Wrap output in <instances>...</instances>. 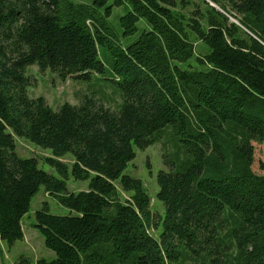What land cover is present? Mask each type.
<instances>
[{"label": "trees", "instance_id": "16d2710c", "mask_svg": "<svg viewBox=\"0 0 264 264\" xmlns=\"http://www.w3.org/2000/svg\"><path fill=\"white\" fill-rule=\"evenodd\" d=\"M214 1L220 9L207 0H0V239L24 238L42 186L70 209L53 214L45 202L35 213L56 258L15 264H264V173L252 168L254 142H264V0ZM32 65L61 79L97 74L123 101L114 111L86 95L54 109L29 95ZM168 126L182 148L157 175L160 217L125 170ZM17 137L50 148L44 160L61 177L20 156ZM68 153L71 165L60 159ZM70 174L88 188L69 192Z\"/></svg>", "mask_w": 264, "mask_h": 264}, {"label": "rangeland", "instance_id": "374dc122", "mask_svg": "<svg viewBox=\"0 0 264 264\" xmlns=\"http://www.w3.org/2000/svg\"><path fill=\"white\" fill-rule=\"evenodd\" d=\"M75 1L80 2L86 0ZM207 2L220 9V6L214 0H207ZM189 7L191 10L194 9V5H190ZM121 11L122 9L118 8L116 13H122ZM230 13L236 15L232 10H230ZM231 19L240 24L236 18L232 17ZM200 45H198V47ZM28 75L31 76L34 82V84L28 88L29 95L31 97H46L48 103L54 109L59 108V106L65 102L80 104L86 95L94 97L97 103H101L114 111L119 109L123 101L122 90L112 81H98L97 74L92 75L91 83L75 80L71 77L61 79V77L51 69L40 71L37 65H32L28 69ZM254 146L255 154L252 168L255 172L263 174L264 142H254ZM181 148L178 136L174 134L172 127L168 126L156 142L144 149H136V157L129 162L125 170L126 174L142 180L147 193L151 197V208L153 212L160 217L165 213V205L163 201L157 197L160 190L157 175L160 170L170 167L167 160L178 163ZM16 151L20 156L25 158H38L40 161L39 167L41 169L57 177H61L58 171L44 160L46 157L52 156L50 148H44L24 138L17 137ZM60 159L71 165L74 158L72 153H68ZM66 181L69 192L86 190L89 186V180H78L71 174ZM122 194L126 198L129 196V193L123 192ZM45 202L49 204V211L53 214L67 215L70 213L68 207L60 204L57 199L49 194L44 186H42L32 200L30 211L23 217L22 222L25 230L24 238L17 240L11 246L6 241L0 239V264H15L21 256L28 257L33 263L40 258L48 260L56 258V252L46 245L45 237L34 226L36 221L35 213L37 210L43 208ZM160 230V228H150V232L156 237Z\"/></svg>", "mask_w": 264, "mask_h": 264}, {"label": "crops", "instance_id": "0c3cea01", "mask_svg": "<svg viewBox=\"0 0 264 264\" xmlns=\"http://www.w3.org/2000/svg\"><path fill=\"white\" fill-rule=\"evenodd\" d=\"M23 220V219H22ZM22 225H23V229H24V224H23V222H22ZM24 233H25V230H24Z\"/></svg>", "mask_w": 264, "mask_h": 264}]
</instances>
